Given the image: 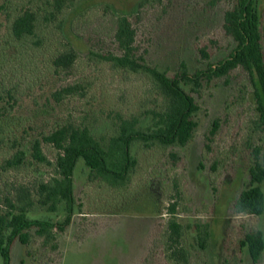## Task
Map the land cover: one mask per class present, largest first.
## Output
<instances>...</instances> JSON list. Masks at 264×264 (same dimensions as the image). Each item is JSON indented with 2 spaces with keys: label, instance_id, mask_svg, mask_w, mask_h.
Here are the masks:
<instances>
[{
  "label": "rangeland",
  "instance_id": "1",
  "mask_svg": "<svg viewBox=\"0 0 264 264\" xmlns=\"http://www.w3.org/2000/svg\"><path fill=\"white\" fill-rule=\"evenodd\" d=\"M76 1L64 24L66 39L81 56L71 71L55 73L48 68L52 50L38 54L30 65L28 54L23 61L14 48L6 49L0 72L1 105L6 104L10 89L19 93L0 129L2 209L16 184L35 190L41 180L55 175L51 166L35 163L30 156L19 168L7 165L14 152L27 148L30 140L42 138L65 122L85 123L96 136L108 139L117 133L119 114L144 119L146 110L160 103L145 77L90 59L91 51L115 50L109 35L114 13L129 15L137 29L139 51L170 75L178 71L182 61L194 71L226 56L235 46L223 26L225 13L235 0H156L144 5V0ZM256 6L264 20V0H256ZM6 24L0 11V51ZM31 67L35 68L34 76L27 71ZM76 82L86 86L83 95L56 101L53 93L58 88ZM188 90L200 104L198 127L190 143H136L138 165L121 188L88 181L89 170L79 159L75 188L83 202L81 212L64 232L57 231L56 249L43 245L37 236L28 246L15 242L11 264H143L150 256L153 264H167L162 237L171 218L185 226L191 264H253L240 241L250 231L264 233V213H236L233 209L240 192L250 184L253 149L264 146V128L259 124L250 77L240 68L228 77L204 82L198 91L189 86ZM215 120L219 129L213 135ZM43 150L55 160L57 151L52 145L43 142ZM261 186L264 190V182ZM65 214L63 204L55 211L35 204L29 211L31 218L54 222L62 221ZM198 222L209 225L211 237L206 249L196 241ZM0 264H4L1 256ZM259 264H264V253Z\"/></svg>",
  "mask_w": 264,
  "mask_h": 264
},
{
  "label": "trees",
  "instance_id": "2",
  "mask_svg": "<svg viewBox=\"0 0 264 264\" xmlns=\"http://www.w3.org/2000/svg\"><path fill=\"white\" fill-rule=\"evenodd\" d=\"M156 0H144L141 4ZM77 5L76 0H2L0 11L6 16V36L3 50L0 51V72L4 68L6 49L14 48L15 55L30 65L35 63L38 54L52 50L49 69L55 73L69 72L81 60L78 51L66 39L64 24L68 15ZM262 14L256 0H235L224 17L225 32L230 35L235 46L224 57L211 61L206 67L192 71L185 61L178 71L170 75L147 61L145 54L137 45V29L126 12L114 13L109 35L115 50L107 53L90 52L95 62H109L117 70L138 74L145 79L160 100L157 108L146 110L145 117L136 114H119L117 133L108 139L98 137L85 123L65 122L59 124L42 138L30 140L27 148L17 149L7 160L12 168L21 167L27 156L39 164L53 168L55 175L41 180L35 190L24 184H16L6 197V208H0V256L4 264H11L12 246L19 242L28 246L34 236L43 240V245L57 248V231L64 232L73 222L77 212H81L83 202L76 196V167L79 159L89 170L88 181L105 182L112 187H123L129 181L138 165L134 145L142 143L149 146L158 143L163 146H186L195 136L198 127L196 114L200 104L188 90V86L198 91L204 82L228 77L236 69L245 70L253 87V97L259 112V124L264 128V44ZM65 40V41H64ZM51 45H55V48ZM209 57L205 49L201 50ZM36 67V66H35ZM35 68H29L31 76ZM86 86L69 83L58 88L53 96L56 101L65 97L83 95ZM17 93L9 90L6 104L1 105L3 93L0 92V129L2 119L18 101ZM9 107V108H8ZM146 119L150 121L146 122ZM219 129L214 121L211 134ZM1 135V131H0ZM43 142L52 145L56 158L52 161L43 150ZM255 163L250 169V184L236 198L233 209L236 213L262 215L264 213V146L253 149ZM35 204L55 211L64 205L65 217L54 222L49 219L31 218L29 211ZM176 205L171 210L175 213ZM196 241L201 249H206L211 233L207 223L196 224ZM185 226L176 218H171L162 237L163 251L167 264H191L192 252L184 241ZM240 244L251 257L253 264H259L264 253V233L262 230L250 231ZM152 257L143 264H153Z\"/></svg>",
  "mask_w": 264,
  "mask_h": 264
},
{
  "label": "flooded vegetation",
  "instance_id": "3",
  "mask_svg": "<svg viewBox=\"0 0 264 264\" xmlns=\"http://www.w3.org/2000/svg\"><path fill=\"white\" fill-rule=\"evenodd\" d=\"M264 28V20H262V30ZM263 44H264V37H263Z\"/></svg>",
  "mask_w": 264,
  "mask_h": 264
},
{
  "label": "water",
  "instance_id": "4",
  "mask_svg": "<svg viewBox=\"0 0 264 264\" xmlns=\"http://www.w3.org/2000/svg\"><path fill=\"white\" fill-rule=\"evenodd\" d=\"M263 37H264V28H263Z\"/></svg>",
  "mask_w": 264,
  "mask_h": 264
}]
</instances>
